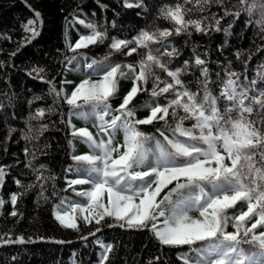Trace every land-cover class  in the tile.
<instances>
[{
  "label": "snow or ice",
  "instance_id": "1",
  "mask_svg": "<svg viewBox=\"0 0 264 264\" xmlns=\"http://www.w3.org/2000/svg\"><path fill=\"white\" fill-rule=\"evenodd\" d=\"M21 2L32 15L20 22L24 35L10 57L37 40L45 24L41 10L29 0ZM197 2L201 13L208 12V5L224 6L225 15L234 20L243 16L246 26H252L250 21L257 19L264 31V19L257 15L253 0L239 9L231 5L235 10H229L225 0ZM236 2L244 4V0ZM96 3L102 12L109 8L101 0ZM119 3L122 8L139 10L137 15L149 11L145 0H119ZM191 3L192 0H183L159 7L158 16L169 23L168 28L141 29L130 39L112 37L108 45L112 52L140 57L126 64L110 61L112 52L104 60L88 62L78 50L103 44L108 39V28L96 20L81 18L83 10L74 9L69 13L71 20L65 17L68 24L63 32L64 50L57 52L65 71L79 70L83 57L88 70L84 78L68 93L63 85L73 82L62 80L58 88L43 66L33 65L26 73L47 85L57 103L69 106L70 134L87 146L88 154L72 155L75 163L65 169L75 178L66 176V187L60 190L52 185L51 196L59 198L52 205V214L61 227L78 233L82 226H98L81 237L85 241L89 236L95 237L91 244L100 249L98 264H114L116 251L112 243L97 236L102 227L150 233L161 246V254L150 257L147 264H169L162 258L164 248L177 249L176 259L182 264H264V71L258 72L257 79H249L230 67L223 73L217 72L219 80L213 84H218L219 94H214L209 86L207 50L201 54L193 47L192 55L179 61L182 52L170 38L190 37L193 30L206 36L211 32L227 35L231 25L222 27L224 16L212 14L193 19L190 15L193 9L185 6ZM258 9L264 13V0H259ZM91 15L95 17L96 13ZM76 24L89 30V34L80 35L73 44L68 26ZM110 26L116 27L115 20ZM4 38L0 35V39ZM193 66L198 67L195 89L183 78ZM3 67L0 62V68ZM120 78L131 79L132 86L119 97L120 103L114 108ZM141 93L150 99L140 102L137 97ZM0 95L9 96L3 90ZM40 99L41 96L34 95L28 104ZM6 107L0 101V111H6ZM141 112L146 113L143 118L138 115ZM36 113L43 118L45 110L37 108ZM73 118L84 126L77 127ZM187 121L191 123L186 124ZM61 123H65L63 118ZM15 131L9 128L6 139ZM22 139L29 141L31 137L24 135ZM24 152L29 155L27 147ZM25 166L32 169L35 180L25 184L14 178L19 190L5 199L3 188L10 166L0 165V217L8 206L11 210L7 215L16 218L17 223L23 218L17 207L23 197L38 189L37 204L40 200L49 202L46 182L55 180L40 171L45 167L43 164L37 169L33 160L28 159ZM69 189L74 197L85 202L61 194ZM106 218L115 223H107ZM43 240L16 235L12 229L0 230V248ZM244 245L250 247L246 249ZM16 261L17 256L13 255L6 264Z\"/></svg>",
  "mask_w": 264,
  "mask_h": 264
},
{
  "label": "trees",
  "instance_id": "2",
  "mask_svg": "<svg viewBox=\"0 0 264 264\" xmlns=\"http://www.w3.org/2000/svg\"><path fill=\"white\" fill-rule=\"evenodd\" d=\"M29 2L44 14L45 24L42 34L32 44L22 48L15 57H10V53L16 50L24 35L20 22L32 14L21 0H0V35L5 37L0 39V49H2L0 62L4 63V67L0 68V90L9 94L8 97L0 95V101L7 105L6 111H0V165L10 166L8 169L10 175L6 177L3 195L7 199L9 193L19 190L13 182L14 178L25 184L35 180L32 169L25 166L28 159L33 160L37 169L41 164L45 165L40 171L46 177H55V180L46 182L48 191L45 195L50 197L49 202L40 200L39 205L37 204L38 189L30 191L23 197L22 202L17 206L23 213V218L18 223L16 218L7 215L11 210L10 207H5L4 216L0 217V230L12 229L16 235L31 236L33 239L43 237L44 240L23 246L11 245L0 248V264L9 262L13 255L17 256V261L11 262V264H73V261L75 264H98L100 249L91 244L95 237L89 236L87 241L81 239L82 236H87L98 226L94 224L82 226L78 233L61 227L52 214V205L59 199L51 196L52 185L55 184L56 190H60L66 187V176L67 179L75 178L72 174L66 173L65 169L74 165L75 162L71 159L72 155L88 154L87 146L81 144L70 134V129L67 127L69 106L66 103H57L54 96L49 94L47 85L30 78L26 73L31 66L38 65L45 67L47 74L54 77L58 88L61 87L60 81L67 80L68 71H65L64 66L60 63L62 57L57 49L64 50L63 32L65 25L68 24L65 17L71 20L72 17L69 13L74 9L77 12H80V9L83 10L80 12L81 18L96 20L97 23H102L108 28V39L103 44L78 50L82 51L90 62L91 60H104L105 56L112 52L108 46L112 37L130 39L141 29L170 27L167 21L159 18V7L163 4L172 5L183 2V0H145L149 11L141 15H137L139 10L122 8L119 0H101V3L109 6L108 10L103 12L96 0H29ZM253 2L257 5V15L260 19H264V13H260L258 9L259 0H253ZM247 3L248 0H244V4H239L236 0H225V5L229 6V10L243 8ZM77 5H79V9H77ZM231 5H235V9ZM185 6L193 9L190 13L193 19L210 14L224 16L221 26L229 27L231 25V27H229L230 34L227 35L223 32H211L206 36L193 30L190 37L180 35L170 38L174 46L182 52L179 61L188 59L192 55L193 47H196L201 54L207 50L209 86L217 95L219 94L218 84H213L219 80L217 72L223 73L229 67L232 71L243 73L249 79H257L258 72L264 71L261 68V65H264V31L260 29L259 20L253 19L250 21L252 26H246L243 16L234 20L232 16L225 15L224 6L208 5L206 13L199 12L200 5L197 0H192L191 4ZM93 12L96 13L95 17L91 15ZM113 20L116 22L115 28L110 26ZM68 27L70 41L73 44L80 35L89 34V30L79 24ZM139 51L146 50L140 49ZM134 57L137 60L140 59L136 54L125 57L112 52L109 60L126 64L132 62ZM84 73L71 85H63L65 91L70 93L74 86L84 78ZM183 78L191 88L195 89L198 67L193 66ZM151 83L149 80V88ZM131 86V79H119L118 97L113 99L114 108L120 103L119 97L126 94ZM34 95H39L42 99L33 101L29 105L28 101L32 100ZM137 99L140 102H145L150 99V96L141 93ZM37 108H44L43 118L38 117ZM48 109H52V111ZM61 113H63V117ZM138 115L143 118L146 113L141 112ZM30 116L36 118L29 119ZM62 118L65 123H61ZM256 118L259 120V117ZM72 123L77 127L84 126L82 121L75 118L72 119ZM190 123L191 121L186 122V124ZM45 124L48 126L42 127ZM142 127L150 128L151 126ZM9 128H15L16 131L11 134L9 139H6ZM90 130L95 131L94 129ZM24 135L30 136L31 139L29 141L22 139ZM25 147L29 149L27 156L24 152ZM5 148H7L6 152ZM73 148H75V152H73ZM76 187L77 189H86L88 186ZM61 194L73 196L71 189ZM73 198L82 200L79 197L73 196ZM82 202L85 201L82 200ZM106 221L115 223L111 218H106ZM228 230L232 231V228ZM97 236L105 240L106 243L114 245L116 250L113 257L114 264H147L150 257L161 254V246L147 231L137 232L119 227H102ZM54 241H71V243L58 244ZM244 247L247 249L250 246L244 245ZM176 251L178 250L164 248L162 258L167 259L169 264H182L176 259Z\"/></svg>",
  "mask_w": 264,
  "mask_h": 264
},
{
  "label": "rangeland",
  "instance_id": "3",
  "mask_svg": "<svg viewBox=\"0 0 264 264\" xmlns=\"http://www.w3.org/2000/svg\"><path fill=\"white\" fill-rule=\"evenodd\" d=\"M84 65H85V60L83 58H81V61H80V69L79 70H70V71H68V73L66 75L67 80L74 82L76 79L80 78V75L83 72L88 71L84 67ZM69 67L71 68V66H69ZM69 85H71V84H69Z\"/></svg>",
  "mask_w": 264,
  "mask_h": 264
}]
</instances>
